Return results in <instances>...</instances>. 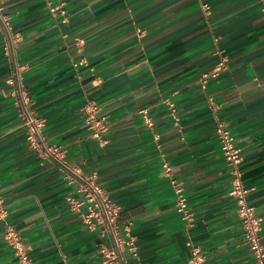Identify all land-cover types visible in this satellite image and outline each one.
Returning <instances> with one entry per match:
<instances>
[{"label":"crops","instance_id":"1","mask_svg":"<svg viewBox=\"0 0 264 264\" xmlns=\"http://www.w3.org/2000/svg\"><path fill=\"white\" fill-rule=\"evenodd\" d=\"M53 4L67 14L54 15ZM4 12L19 38L8 55L10 37L0 25V190L7 209L0 264H19L5 239L7 225L18 230L35 264H101L107 239L69 206L64 163L97 175L121 205L120 220L133 221L145 264H188L193 244L205 253L204 264H254L216 125L224 121L243 150V180L254 188L248 201L263 216L264 240L261 0H6ZM219 51L228 68L204 86ZM15 70L44 120V141L61 146L60 158L27 140L8 82ZM91 102L98 117L111 120L100 137L88 128ZM164 162L183 183L192 223L176 211Z\"/></svg>","mask_w":264,"mask_h":264},{"label":"built area","instance_id":"2","mask_svg":"<svg viewBox=\"0 0 264 264\" xmlns=\"http://www.w3.org/2000/svg\"><path fill=\"white\" fill-rule=\"evenodd\" d=\"M5 2L6 0H0V25L9 34L10 44L6 47L5 52L10 55L15 41L19 38V34L12 33L11 23L4 12ZM261 2L262 10L264 11V0H261ZM203 8L206 14H209L210 5L205 3ZM50 10L54 15L65 16L67 14L66 9L58 4L51 5ZM78 46L82 47L80 40L78 41ZM218 53L220 54V59L215 68L202 76V84L204 86L209 78L218 76L228 68L227 56L220 51ZM8 82L13 87V94L17 98L18 111L29 127L27 140L38 147L43 155L60 158L61 146L49 145L44 141L42 134L44 120L37 117L32 111L30 97L21 83V76L18 70H15ZM169 107L175 123L179 124L180 117L178 116L176 104L171 101L169 102ZM97 110V105L92 102L85 107L88 128L93 136L100 137L101 133L110 128L111 120L107 116L98 117L96 114ZM142 112L146 123L153 126L154 122L147 115L146 110H142ZM216 134L221 144L224 158L230 168V194L236 200L237 214L244 232L245 243L253 254L254 264H264L263 216L248 201V195L254 188L246 186L243 180V171L240 166L243 160V150L224 121L218 120ZM163 167L175 188L177 195L176 211L185 220L192 223L194 213L184 192L183 183L174 178L173 168L168 162H164ZM63 168L66 172L67 184L71 187V191L67 196L69 206L79 215L89 230L98 232L107 239V243H103L100 247L101 264H145L139 256L138 247L133 236V221L122 222L120 220L121 205L115 202L97 182V175H84L67 163L63 164ZM6 215L7 209L0 190V218H4ZM5 239L13 246L19 264H35L30 256L29 248L23 242L18 230L12 225H7ZM128 252L131 258L128 257ZM205 261L206 256L201 247L193 244L188 264H204Z\"/></svg>","mask_w":264,"mask_h":264}]
</instances>
